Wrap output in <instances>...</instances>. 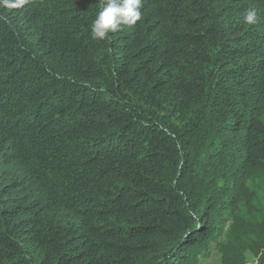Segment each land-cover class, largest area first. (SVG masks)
I'll return each mask as SVG.
<instances>
[{"label": "trees", "instance_id": "trees-1", "mask_svg": "<svg viewBox=\"0 0 264 264\" xmlns=\"http://www.w3.org/2000/svg\"><path fill=\"white\" fill-rule=\"evenodd\" d=\"M101 3L0 7V264H264V0Z\"/></svg>", "mask_w": 264, "mask_h": 264}, {"label": "clouds", "instance_id": "clouds-1", "mask_svg": "<svg viewBox=\"0 0 264 264\" xmlns=\"http://www.w3.org/2000/svg\"><path fill=\"white\" fill-rule=\"evenodd\" d=\"M28 0H0V7L20 8ZM143 0H102L99 11L90 24V35L94 40H105L110 33H116L122 25L136 26L142 19ZM258 13L255 8H250L243 15V22L247 25L257 23ZM249 264H258V258L252 257Z\"/></svg>", "mask_w": 264, "mask_h": 264}, {"label": "rangeland", "instance_id": "rangeland-1", "mask_svg": "<svg viewBox=\"0 0 264 264\" xmlns=\"http://www.w3.org/2000/svg\"><path fill=\"white\" fill-rule=\"evenodd\" d=\"M217 258H218V256H217V254H214L208 261H207V263H217ZM250 260H251V258H250Z\"/></svg>", "mask_w": 264, "mask_h": 264}]
</instances>
